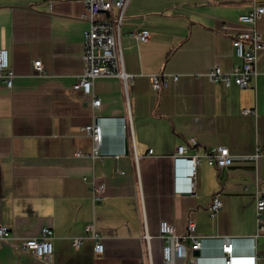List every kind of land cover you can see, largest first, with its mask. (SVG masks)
Instances as JSON below:
<instances>
[{"label": "crops", "instance_id": "0c3cea01", "mask_svg": "<svg viewBox=\"0 0 264 264\" xmlns=\"http://www.w3.org/2000/svg\"><path fill=\"white\" fill-rule=\"evenodd\" d=\"M251 6L130 0L121 46L132 82L125 90L116 78L96 79L92 96L101 104L93 110L92 98L72 87L83 70L89 27L81 18L83 0H0V49L8 50L15 76L11 88L0 81V225L10 231L0 264H164L159 224L170 223L181 236L188 219L202 239L197 264H222L224 237L234 240L237 264H254V255L264 264V236L252 240L254 182L264 184V52L257 53V75L245 89L204 77L215 66L229 72L240 64L232 40L245 29L238 18ZM255 29L264 40V16ZM141 30L148 31L147 42L129 37ZM154 76L167 84L159 92L152 90ZM245 109L254 114L243 115ZM95 120L101 158L92 157V140L83 131ZM125 123L132 138H125ZM180 146L184 157L176 156ZM216 147L236 158L258 148L263 155L221 171L205 159ZM193 156L200 160L194 174ZM100 184L104 201L95 204L91 188ZM214 196L222 207L211 217ZM87 226L101 237L99 256ZM44 227L53 232L52 255L21 250ZM75 239L82 240L79 249Z\"/></svg>", "mask_w": 264, "mask_h": 264}, {"label": "built area", "instance_id": "2783aa9c", "mask_svg": "<svg viewBox=\"0 0 264 264\" xmlns=\"http://www.w3.org/2000/svg\"><path fill=\"white\" fill-rule=\"evenodd\" d=\"M235 3L249 2L251 8L238 18V23L245 26V29L239 32L232 40V47L235 57L239 60V65L235 66L231 71H223L220 67L215 66L204 77L211 83H219L223 87L228 88L235 85L240 89H245L250 83L255 81L257 71V53L264 52V40L256 31V22L264 16V5L256 0H228ZM130 0H83L87 14L82 16L89 27L83 32V70L79 76L75 78L73 90L85 97H91L90 106L93 110L100 107V100L92 96V86L98 78H116L124 89L131 84L132 77L124 70L123 53L121 46V26L123 24L126 9ZM48 8H51L48 3ZM227 27L221 28L222 33ZM137 42L144 43L149 40V33L146 30L133 31L129 34ZM34 68L39 75H43L44 71L40 61L34 62ZM14 73L9 63L8 50L0 49V81L7 88L12 87ZM174 81L177 78H173ZM152 90L159 92L167 86L166 81L160 79L159 76L152 78ZM243 115H253L251 110H243ZM123 130L125 138H132V131L129 124H124ZM84 133L92 140V157L101 158L100 146L102 143L101 127L97 124V120L90 126L83 128ZM194 146L195 144L192 143ZM185 147L177 148L176 156L184 157ZM148 154H152L149 151ZM263 151L256 149L252 156L233 157L228 150L223 147H216L205 153V159L208 166L218 170H228L235 161L241 163H251L261 158ZM77 157H88L76 154ZM191 172L194 174L200 160L197 156L189 159ZM105 186L103 184L93 186L91 188L92 200L95 204L104 201ZM253 195L255 197V222L256 235L252 238L253 242L264 236V184L254 182ZM222 204L218 196H214L207 211L211 217H214L221 209ZM87 238L93 242V252L95 255H101L103 245L101 237L93 226L85 228ZM196 225L188 219L186 222V231L179 236L174 233L173 226L168 222H161L158 227V237L164 242L162 249L164 264H197V255L202 245V239L196 236ZM52 236L53 232L49 228H42L39 234L32 239H28L21 245V250L30 252L37 258H46L52 255ZM10 231L8 228L0 225V245L9 240ZM149 244L150 236L146 235ZM221 246L222 264H237L234 256V240L224 237ZM82 244L81 239H75L72 245L75 249H79ZM254 264H260L259 258L254 255Z\"/></svg>", "mask_w": 264, "mask_h": 264}, {"label": "water", "instance_id": "95a60500", "mask_svg": "<svg viewBox=\"0 0 264 264\" xmlns=\"http://www.w3.org/2000/svg\"><path fill=\"white\" fill-rule=\"evenodd\" d=\"M125 153H126V155H128V150L127 149H126ZM197 254H198V252H195V255H197Z\"/></svg>", "mask_w": 264, "mask_h": 264}]
</instances>
